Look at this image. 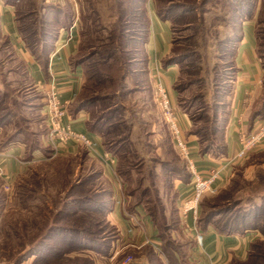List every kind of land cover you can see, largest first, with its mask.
<instances>
[{
    "label": "rangeland",
    "instance_id": "obj_1",
    "mask_svg": "<svg viewBox=\"0 0 264 264\" xmlns=\"http://www.w3.org/2000/svg\"><path fill=\"white\" fill-rule=\"evenodd\" d=\"M231 1L148 0L146 5L147 12L151 6H154L156 13L157 10H162L163 13L170 15L171 21L160 18L161 22L170 25V30L173 25L174 30H171V49L161 63L164 65L168 57H173L177 61L168 65L178 68L179 91H176L178 98L174 108L188 116L190 129L202 128L203 133L199 137L193 135L191 130L188 133L197 140L203 135L209 137L212 133L210 122L216 117L217 110H219L218 115L225 110L229 113L226 122L224 118L222 119L225 132L231 117L233 83L230 78L234 62L230 57V45L225 42L228 37L235 34L231 21L232 15L236 12H233ZM262 1H251L255 4L252 10L250 9L253 12L251 19L248 17L242 25L241 22L236 23L235 29L240 31V26L244 28L249 21L253 22L257 56L264 64ZM50 3L72 13L76 10V6L79 8V56L88 58L83 66L94 70L95 64L96 70L100 69L103 76L109 75L111 78L100 84L93 79L94 81L87 83V87L79 95V101L110 93L115 97L107 100L108 102L100 101L86 108L84 111L87 113L88 122L93 125L104 116L98 126L107 132L113 131L106 137L109 147L114 152L122 148L120 142L132 128L133 147L136 144L140 153L128 162L121 158L122 152L118 151L121 166L119 174L116 167L117 180L105 175L99 161L81 148L76 155L62 154L52 160L46 157L45 160L35 161L14 180H8V183L0 178V264H19L21 255L36 245L35 243L44 235L42 233L44 228L54 218L60 225L80 226L79 220L73 217L59 219L60 213H57L63 209L65 201H69L66 196L69 185L77 182L90 185L92 189L94 187L97 193L102 194L104 191L103 195L106 197L109 192L112 197L115 196L116 191L120 200L125 201L121 203L124 208L125 226L121 233L108 219L117 233L111 232L112 228L106 227L102 235L117 237L112 246L104 252L100 250L73 252L69 256L74 260L67 264H81L76 260L77 256L91 259L93 264H180L175 262L172 255L173 248L179 249L183 260L188 264H207L205 257L202 256L196 263L190 262L191 250L197 242L192 234L188 235L184 230L182 215L177 210V207L179 208V203L176 204L177 186L181 183L180 179L187 177L191 170L188 161L182 158L175 146L172 130L164 120L155 97L156 82L162 83V81L152 73L153 64L147 48L152 33L151 20L146 43L142 44L140 40L133 41L127 47L130 48L127 52L118 53L110 61L100 64L101 55L93 56L103 45V39L110 35L109 31L113 29L112 26L117 20L113 15L115 2L113 0H52ZM29 4L25 0H20L12 7L20 14H31ZM34 19L35 17L31 16L24 22L33 23L36 27ZM82 30L85 34L81 35ZM74 33L77 37V29ZM14 44L16 41L12 42L8 35L2 32L0 24V115L10 113L7 120L1 123L0 148L1 142L17 135L20 138L18 142L24 144L28 151L29 147L40 141V133H43L45 123L47 124L44 115L46 100L32 81L30 68ZM118 57H121L119 61ZM81 69L82 67H78L79 72ZM123 73L127 76L125 80L127 89L118 97L119 78ZM262 78L264 79V75ZM101 86H106L107 89ZM259 97L253 100L251 109L259 106L257 101ZM214 102L221 106V109L217 106L216 109ZM255 120L257 122L254 121L255 126L251 127V131L241 133L251 135L259 132L261 127H264V119ZM188 135L183 133V138L186 140ZM213 136L209 139L212 140ZM263 144L264 138L246 159L237 161L238 165L229 182L221 187L217 194L206 195L198 212L205 225L208 219L220 213L223 208L227 211L213 217L222 223L242 221L244 217H241V213L248 211L249 214V211L253 210V204L264 208ZM215 145H218V140ZM86 180L88 182L85 183ZM6 184L11 186L8 188ZM104 196H98L97 199L103 201ZM139 201L142 203L144 213L148 212L154 219L156 231L153 236L146 228L144 219L128 211ZM47 207L53 209L51 216L47 215ZM254 211L247 218L249 226L255 227L258 224L264 226V212L260 211L254 217L252 216ZM98 220L101 218L99 217ZM251 230L258 234L252 244L256 242L259 245L254 249L259 258L254 259L253 262L264 264V232L259 228ZM159 232L165 243L167 242V246L164 247L168 258L161 251ZM201 233L205 235V231ZM247 257L239 260L244 261ZM42 258L39 261L38 255L31 256L21 260L20 264H49V262L52 264L51 261L47 262L52 259L51 256ZM54 264L64 263L54 262Z\"/></svg>",
    "mask_w": 264,
    "mask_h": 264
},
{
    "label": "trees",
    "instance_id": "obj_2",
    "mask_svg": "<svg viewBox=\"0 0 264 264\" xmlns=\"http://www.w3.org/2000/svg\"><path fill=\"white\" fill-rule=\"evenodd\" d=\"M7 5L14 6L17 1L20 0H3ZM24 1V0H23ZM29 2L28 8L29 10H32L31 14H20L19 11L15 10V18L18 22V32L21 35L22 41L24 43V46L27 51L30 52L33 57L37 61L44 62V60L50 55V53L53 51V48L58 41L60 37V31L62 29H67L69 30L75 22V14L72 12L67 11L61 6L55 5L50 3L48 0H25ZM148 0H113L115 2L116 8L113 9V15L116 16L117 20L114 23L113 29H110L109 31V36L107 38L103 39V45L99 47V51L94 54L93 57L95 56H100L99 62H106L110 61L112 57L117 55L118 53H125L127 52V48L133 41L140 40L142 41V44L146 43V40L149 35V27H150V18L149 14L146 9ZM159 1V0H158ZM209 0H204V2H207ZM231 1V0H230ZM252 1V0H251ZM249 0H234L231 1L233 5V12H236L232 15V27L234 29V36L228 37L225 42H227L230 45V57L233 58L232 62V76H231V82L233 83L232 85V91H234V81L236 80V75L238 72L236 62H235V56L239 47L240 42L244 38V28L243 26H240L238 31L236 28V23L241 22V25L244 21L251 19V16L253 12L250 11L251 8L255 6V4L251 3ZM254 1V0H253ZM247 2V3H246ZM246 3V4H245ZM236 6V7H235ZM235 7V9H234ZM252 10V9H251ZM188 11V10H187ZM192 11V10H190ZM94 12V10H93ZM157 14L160 16L162 20H170V15L167 13H163L162 10H157ZM34 16L35 19V24L36 27L33 26V23H26L24 22L25 20L29 19V17ZM261 16L264 17V0L262 1V13ZM97 29H99L97 27ZM96 29V30H97ZM171 30H173V25H171ZM174 31V30H173ZM85 34L83 33V30L81 31V35ZM139 36L141 38H139ZM138 37V38H137ZM233 46V47H232ZM104 49V50H102ZM145 51V48H144ZM79 52L75 59L73 60V65L76 67H82L83 69V87L81 89V92L78 94L76 97V100L70 104L69 106V113L72 116H75L77 113L84 111L86 108L89 106H94L98 102H103L107 100H112L114 97L113 93L107 94V95H100V97H93L89 98L87 100L79 101L78 97L82 93L83 89L87 87V83L94 81L96 79L97 83L100 84L101 82H106L107 80H110L109 75H102V71L96 70L95 64L94 70L91 68H85L84 63L85 61L88 60V58L85 57H78ZM92 57V58H93ZM121 57H118V61L120 60ZM260 59V57L258 56ZM258 59V60H259ZM261 60V59H260ZM125 62V59H124ZM120 63V62H119ZM175 64L177 63L176 59L173 57H168L166 58L164 65H170V64ZM124 64V63H123ZM130 65V63H129ZM262 69H263V75H264V64L261 62ZM89 67V66H88ZM124 67V66H123ZM99 71V72H98ZM126 74L123 73L120 78H119V94L118 97L122 95V93L127 89V84H126ZM94 79V80H93ZM34 81V80H32ZM95 81V82H96ZM198 82V81H197ZM178 83V82H177ZM175 84V90L179 91V85ZM196 83V82H194ZM36 87L38 88V85L34 82ZM104 89H107L106 86H101ZM39 90V88H38ZM41 93H43L40 90ZM106 92V91H105ZM115 94V93H114ZM44 95V93H43ZM233 95V92L231 94ZM260 97L258 98V103L259 106L251 109V126L253 125L255 119H264V79H263V86H262V91L260 93ZM113 97V98H112ZM44 100H45V95H44ZM108 102V101H107ZM215 108L221 109V106H218L216 102H214ZM230 104H228L229 106ZM216 108V109H217ZM229 108V107H228ZM231 108V106H230ZM43 109V107H42ZM219 110L216 111L215 118L212 122H210V129H212V133L209 135V137H206L203 135V137L199 138L197 140L199 146H200V151L202 153H209L214 157H219L223 156L224 151H225V130L223 129L224 127L222 126V119L224 118L225 122L227 121V116L229 113L227 110L223 111L221 115H218ZM10 116V113L6 112L0 115V127L1 123H4L5 120H7V117ZM101 117V119H103ZM101 119H98L95 124L91 125L89 122H87V126L89 131L97 134L98 136L103 138V145L104 149H106L107 152L111 153L117 161V170L118 174L120 173V157L118 155V151L122 152L121 153V158H123L125 161H132L136 155L140 153L139 149L137 148V145L133 147V142L131 140L133 131L132 128L130 132L128 133L127 136H125L120 143V146L122 148H118L116 152L113 151L111 147H109V142L107 140V135L113 133V131L107 132L102 127L100 128L98 124H100ZM191 133L193 135H196L199 137L201 133H203L202 128L200 130H196L191 128ZM47 131L48 127L47 124L45 123V129L43 130V133H40V141L36 142L35 145H32L29 147L27 151V159L32 160L33 155L36 151H42L44 155L49 159L52 160V150L46 145V138H47ZM205 133V130H204ZM206 134V133H205ZM212 135H214L211 139H209ZM106 138V140H105ZM17 135L11 136L7 138V140L1 142L2 146L0 148V152H5L13 144H17L19 141ZM45 139V140H43ZM218 140V145L214 146V143ZM142 142V141H141ZM144 146V145H143ZM82 149V148H81ZM86 152H88L87 149H82ZM132 150V152H131ZM219 150V151H218ZM59 157V156H58ZM55 158V157H53ZM191 173L183 178L180 179L182 183H186L190 181L191 178ZM88 182L87 180L85 183ZM92 186L90 185H85L82 182H77L75 184L69 185V188L66 192L67 199L69 201H65V204L63 206V209L60 210V215L58 216L59 219H68L70 217L75 218V220H79L80 226H64L57 224L56 219L48 224L46 228L43 230V236L40 238L36 245L30 249L27 250L26 253L21 255L20 260L18 261L19 264L21 260H24L25 258L31 257V256H37L38 255V260L43 259V256H51L50 260H47V262L51 261L52 264L54 262H63L64 264L71 263V260H74L72 256H69L73 252H85L87 250H100L101 252H104L105 250H108L111 246L113 241L117 238H111L108 235H102L103 234V229L106 227L112 228L111 232H116V228L112 226L108 220V214L113 208L114 201L112 199V194L111 192L107 193L108 197L104 196L102 191L101 193H97L91 188ZM100 194V195H99ZM104 200H99L97 197H103ZM176 204L178 203L179 197H178V189L176 193ZM106 198V199H105ZM206 198V195H204L203 200L201 201V205ZM200 205V206H201ZM137 206H142V203L136 202L132 208L128 209L130 213H135L136 207ZM253 210L249 211L250 213L254 210H260L264 212V208L258 205L253 204ZM177 210L180 213V209L177 207ZM221 212L215 215H220L221 213L227 211L226 208H223L220 210ZM260 211H254L252 216L255 217V215L260 212ZM47 215H52L53 214V209L51 207H47ZM147 213V214H146ZM145 214L149 216L152 224L154 225L155 229V222L154 219L148 212ZM248 211H244V213H241V217H244L242 221L240 222H230L227 223V221H217V219H208V223L205 225L203 223L202 217H199L197 220V228L198 230L202 232H206L209 227H212L213 229L216 230L219 234H224V235H237L241 234L244 235L250 231L251 229L254 228H259L264 232V226H260L259 224L257 226L250 227L249 226V221H248ZM80 215V216H79ZM101 218V220H98V218ZM221 222V223H220ZM103 228H101V226ZM40 229V227H38ZM105 232V231H104ZM117 236V235H115ZM158 236H160V247L161 251L167 257L168 255L165 253V246H167V242L165 243L164 239L161 236V233H158ZM165 243V244H164ZM149 247V246H148ZM259 245L254 242L252 244L251 251L248 254V257L246 260L241 261L238 259H234L232 261V264H255L253 262L254 259L257 260L258 254L254 252V249H257ZM152 248V247H149ZM172 248V247H171ZM154 249V248H153ZM44 254V255H43ZM172 255L175 258V262H179L180 264H188V262H185L182 258V254L179 252V249L173 248ZM168 258V257H167ZM46 259V258H45ZM76 260L81 264H93V261L91 259H86L77 256ZM45 261V260H43ZM50 264V262H49ZM77 264V263H76ZM79 264V263H78ZM258 264V263H257Z\"/></svg>",
    "mask_w": 264,
    "mask_h": 264
},
{
    "label": "crops",
    "instance_id": "obj_3",
    "mask_svg": "<svg viewBox=\"0 0 264 264\" xmlns=\"http://www.w3.org/2000/svg\"><path fill=\"white\" fill-rule=\"evenodd\" d=\"M151 20V36L148 44V53L152 61V73L157 79L169 90V96L172 98V103L177 105V92L175 84L178 78V68L174 66H164L161 61L169 53L171 47L172 32L170 25L160 21L159 15L156 13L154 6L149 8ZM0 24L1 30L5 35L16 41V48L21 53L27 66L30 68L31 78L40 88H49L54 85L57 88L60 100L69 102L70 104L76 100V97L81 92L83 87V69L79 72L78 67L73 65V60L77 56L79 49L78 43L80 39L79 24L73 29H62L60 37L56 42L53 51L44 60V62L37 61L23 45L22 38L18 32L17 20L15 18V8L7 5L3 0H0ZM244 38L240 42L235 62L238 69L236 80L234 81L233 101L231 104L229 124L225 132V151L223 156L214 157L209 153H202L197 139L188 135L190 131V120L185 113L176 111L179 116L180 128L184 134L188 135L186 143L190 148V159L195 163L196 172L209 173L210 171H217L219 173L218 188L227 185L230 177L233 175L237 162H233V158L240 149V135L242 131H251V104L253 100L260 96L263 82V69L261 62L258 60L253 22L245 24ZM77 29L78 36L75 37L74 30ZM64 30V31H63ZM70 106V105H69ZM69 110V109H68ZM67 121L71 123L72 128L77 133L85 134L94 144V153L90 156L99 161L103 167L105 175L116 178V169L114 171L107 168L100 157L104 154L103 139L95 133L88 132V118L85 111L77 113L72 116L68 111ZM257 121L255 120V123ZM264 146V144H263ZM80 148L73 142L68 143V148L64 154L76 155ZM6 152L8 157L3 161V168H5L8 180L12 181L21 173L26 167L35 161H42L46 156L42 151H36L32 160L27 159V150L24 144L17 143L12 145ZM109 177V178H110ZM192 175L189 182L179 183L178 189V203L185 199L186 196L193 189ZM114 183V182H113ZM115 186V185H114ZM116 190V188H115ZM118 194V193H117ZM114 204L112 210L109 212L108 219L114 224L119 232L124 228V208L121 203L125 201L120 200L116 195L112 197ZM134 215H138L144 219L146 228L153 236L155 231L149 216H147L141 206L136 207ZM154 230V231H153ZM122 233V232H121ZM188 233V232H187ZM204 242L201 246L196 245L190 255V262L196 263L200 258L205 257L207 264H229L234 259H245L249 253L250 247L258 234L248 232L244 235H224L219 234L213 228H208L204 233ZM189 235V233H188ZM193 236V235H192Z\"/></svg>",
    "mask_w": 264,
    "mask_h": 264
},
{
    "label": "built area",
    "instance_id": "obj_4",
    "mask_svg": "<svg viewBox=\"0 0 264 264\" xmlns=\"http://www.w3.org/2000/svg\"><path fill=\"white\" fill-rule=\"evenodd\" d=\"M52 2V0H50ZM76 16L73 29L79 24V8L76 6L74 11ZM155 94L157 104L163 114L164 120L168 123L170 130H172L175 146L178 148L180 155L189 163L192 173L193 189L186 196L185 199L179 203L180 213L182 215V222L184 230L193 235L197 245H202L204 235L197 229V220L199 218V208L204 195H215L219 192L217 182L219 181V173L215 170L209 173L196 172L195 163L190 159V148L183 138V131L180 128L179 116L172 103V98L169 96L168 89L160 82H156ZM38 88L45 95V110L44 115L47 121V138L46 145L52 150V157H57L66 153L68 143H75L79 148L87 149L89 153H94V144L87 135L75 132L70 122L67 121L69 102L60 100L57 88L52 85L49 88ZM264 138V127L257 133L247 135L244 132L240 135V149L233 158V162L242 161L248 157L254 147L258 146L260 141ZM8 152H0V178L5 179L8 183V178L3 168V161L8 157ZM101 162L107 165V168L114 171L117 167L115 157L105 152L100 157ZM8 185V188L11 186Z\"/></svg>",
    "mask_w": 264,
    "mask_h": 264
}]
</instances>
